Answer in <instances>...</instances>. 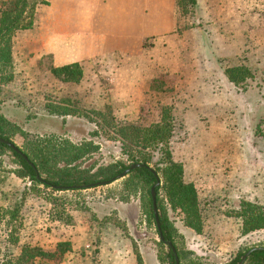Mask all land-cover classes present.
I'll return each instance as SVG.
<instances>
[{
	"label": "rangeland",
	"instance_id": "1",
	"mask_svg": "<svg viewBox=\"0 0 264 264\" xmlns=\"http://www.w3.org/2000/svg\"><path fill=\"white\" fill-rule=\"evenodd\" d=\"M189 1L30 0L36 4L32 26L14 33L1 68L0 116L22 151L32 138L63 149L85 143L94 150L78 164L95 170L128 164L119 139L95 112L148 128L172 109V157L188 162L183 181L196 188L200 231L186 226L185 213L162 189L159 212L172 227L179 264H228L264 248V229L242 235L239 216L244 203L264 213V0ZM75 62L83 71L79 83L46 70ZM233 65L251 70L246 91L227 80L224 70ZM202 104L208 109L200 115ZM152 156L148 166L155 170ZM18 168L9 151L0 155V264H15L22 245L53 251L68 237L84 244L57 264H100L95 251L103 230L109 258L117 241L125 261L129 254L136 264H167L158 260L169 248L146 215L139 184L126 185L123 177L55 192L16 177ZM14 208L17 218L7 224L3 211ZM13 229L17 245L8 241Z\"/></svg>",
	"mask_w": 264,
	"mask_h": 264
},
{
	"label": "trees",
	"instance_id": "2",
	"mask_svg": "<svg viewBox=\"0 0 264 264\" xmlns=\"http://www.w3.org/2000/svg\"><path fill=\"white\" fill-rule=\"evenodd\" d=\"M29 1L9 0L8 2H3L0 0V5L2 6L0 8V72L3 71L1 69L3 65H7L10 60L7 51L10 48L11 38L14 33L16 31L27 30L32 26L36 4ZM189 3L193 6L196 4V1L190 0ZM45 59L42 58L38 64L43 65ZM46 70L53 77L65 83H79L83 77L82 68L77 62L59 67L49 65ZM224 74L232 85L242 91H246L247 82L248 80H252L253 77L251 70L244 65L228 67L224 70ZM171 110H165L161 120L148 128L118 122L109 111L94 113L98 119L100 118L104 122V125H106L104 128H109V133L113 135L112 138L119 139L122 154L126 156L128 164L116 161L112 164L98 167L95 170L90 169V167L82 168L78 162L82 158H87L88 154L94 150L93 147L85 143L80 146L68 145L63 149L61 144H53L51 140L39 141L37 138H32L29 142L28 152L22 151L6 135L4 130L7 122L1 116L0 139L12 144L18 152L0 143V155L4 151H9L16 159L19 166L13 172L16 177L29 178L33 184L43 186L45 189L55 192L79 191L87 189L92 185L109 184L113 182L114 178L129 169L130 166L140 165V167L125 173V184H139L145 188L147 196L146 215L149 219L153 220L156 226L150 190L157 181L160 182L159 178L162 179L163 183L155 189L159 230L164 240L171 242L176 252L177 249L172 240V227L167 222L165 216L159 212V190L162 189L165 192L173 208H178L185 213L187 218L186 226L196 232L200 231V215L196 188L192 183H185L183 181V167L180 163L174 161L172 157L173 117ZM56 114L69 115L66 112ZM262 124L264 127V116ZM96 125L100 126L98 121ZM104 132L108 131L104 129ZM71 149L74 150L73 153ZM154 152L157 155L155 170L148 166L153 160L152 153ZM36 173L40 177L39 180L35 177ZM3 212L9 214L10 219L7 223L9 224L16 220L19 210L14 208ZM239 216L243 220L242 235L264 229V213L250 204L244 203ZM156 230L159 235L157 227ZM13 235H15L14 229L10 231V239L8 241L17 245L18 240ZM161 244L163 243L161 242ZM71 251L72 245L68 241L57 243L53 251H45L38 246L25 244L21 246L20 253L15 259V264H34L38 259L52 261L57 264ZM242 255L243 253L228 264H238ZM176 256H179L177 252ZM158 260L165 261L167 264H175V255L171 249H168L166 254L158 256ZM244 264H264V250L253 251L247 257Z\"/></svg>",
	"mask_w": 264,
	"mask_h": 264
},
{
	"label": "crops",
	"instance_id": "3",
	"mask_svg": "<svg viewBox=\"0 0 264 264\" xmlns=\"http://www.w3.org/2000/svg\"><path fill=\"white\" fill-rule=\"evenodd\" d=\"M227 52L230 51V50H233V47L232 49H230L229 47H226L225 49ZM229 57V56H228ZM195 106V105H194ZM196 108L199 111V114L201 115V113L205 112L206 113V110L208 109L206 104H202V105H197ZM196 108L195 109V113H196ZM182 164H183V173H184V178L186 177L187 178V174H186V171L188 170V167H186V163L188 162H184V161H180ZM186 170V171H185ZM7 181V180H6ZM79 226L75 227V229H78ZM109 236L105 230H103V232L100 234V242H99V245L96 246V250H97V254H98V257L100 260H102V262L100 264H136V262L134 261V259L132 258V256H127V259L125 261V259L123 257L120 256L119 254V243H117V241L112 245L113 249L112 251H114V259H112V257L109 258V254L108 253V250L106 248L107 244L109 243L108 241V238H104V237H107ZM115 238L116 240V237H113ZM69 241L72 245V251L70 252V255H76V249L77 248H80V246H83L84 243H81L76 237H68ZM89 245L88 243H86L84 246L86 248H89ZM86 253H89L88 251ZM130 257V258H129Z\"/></svg>",
	"mask_w": 264,
	"mask_h": 264
},
{
	"label": "water",
	"instance_id": "4",
	"mask_svg": "<svg viewBox=\"0 0 264 264\" xmlns=\"http://www.w3.org/2000/svg\"><path fill=\"white\" fill-rule=\"evenodd\" d=\"M0 143L2 144H5L7 145L8 147L14 149V151H17L18 150L10 143H8L7 141L3 140V139H0ZM24 159H26L25 156H23ZM31 165V164H30ZM137 167H140V165H132L129 167V169H127L125 172L121 173V175L117 176L116 178H114L112 181H115L117 179H120V178H123L126 174L125 173H128L130 170L132 169H135ZM38 174L36 173L35 177L37 180L40 179V177L37 176ZM160 185V182L157 181V183L155 185H153L151 187V190H150V195H151V200H152V210H153V213H154V219H155V222H156V227L158 229V232H159V240L160 242H162L163 244H165L169 249H171V251L173 252V254L175 255V264H179L178 263V258L176 256V252L174 250V247L173 245L171 244V242L169 241H165L162 234L160 233V226H159V222H158V214H157V208H156V193H155V189L156 187H158ZM256 250H264V248H254V249H251L249 251H247L241 258H240V261L238 262V264H244L245 260L247 259V257L253 252V251H256Z\"/></svg>",
	"mask_w": 264,
	"mask_h": 264
}]
</instances>
